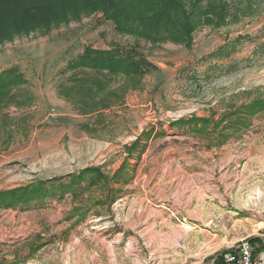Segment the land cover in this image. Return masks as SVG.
Wrapping results in <instances>:
<instances>
[{
	"label": "rangeland",
	"instance_id": "obj_1",
	"mask_svg": "<svg viewBox=\"0 0 264 264\" xmlns=\"http://www.w3.org/2000/svg\"><path fill=\"white\" fill-rule=\"evenodd\" d=\"M242 8L188 44L119 33L101 13L0 44V70L27 78L0 110V190L51 180L42 201L0 207V264H222L244 238L264 264V108L243 107L264 101V0ZM94 43L136 46L155 68L136 89L118 75L94 99L62 91ZM191 116L208 125L170 126ZM87 168L106 184L70 188Z\"/></svg>",
	"mask_w": 264,
	"mask_h": 264
},
{
	"label": "trees",
	"instance_id": "obj_2",
	"mask_svg": "<svg viewBox=\"0 0 264 264\" xmlns=\"http://www.w3.org/2000/svg\"><path fill=\"white\" fill-rule=\"evenodd\" d=\"M253 2L255 0H237L235 3L229 0H0V44L33 32L47 34L61 24L78 21L92 13H101L104 20L113 23L117 32L153 44L167 40L188 44L193 31L200 25H220L226 22V18L233 20L240 14V9L244 11L242 7L248 8ZM153 68L154 64L136 46H112L108 49L85 46L67 63L65 70L71 72L68 78L70 86L62 91L94 99V89L104 88L110 83L111 76L118 75L124 78L128 89H136L143 76ZM26 83V77L17 67L0 71V110L17 101L15 91ZM106 107L107 103L102 102L98 108L86 110L93 112ZM243 107L247 113H255L264 108V101L255 100ZM208 120L191 116L175 120L170 126L187 124L191 129H198L208 125ZM149 135L148 130L143 132L145 140ZM141 141L137 138L129 145L128 154L131 155L130 150H136ZM120 171L121 168L114 176ZM68 177L70 188L82 181L89 186L97 182L106 184L109 179L99 168H87ZM50 181L0 190V207L42 201L44 197L51 196L45 188ZM252 240L257 238L250 239L251 243Z\"/></svg>",
	"mask_w": 264,
	"mask_h": 264
},
{
	"label": "built area",
	"instance_id": "obj_3",
	"mask_svg": "<svg viewBox=\"0 0 264 264\" xmlns=\"http://www.w3.org/2000/svg\"><path fill=\"white\" fill-rule=\"evenodd\" d=\"M222 264H261L254 257L253 246L249 239H241L223 250Z\"/></svg>",
	"mask_w": 264,
	"mask_h": 264
},
{
	"label": "crops",
	"instance_id": "obj_4",
	"mask_svg": "<svg viewBox=\"0 0 264 264\" xmlns=\"http://www.w3.org/2000/svg\"><path fill=\"white\" fill-rule=\"evenodd\" d=\"M93 48H97V49H105V47L103 46V45H97V44H92L91 45ZM37 49H39V50H42L44 53H46V52H48L50 49L49 48H47V46H46V44H39L38 45V48ZM106 49H108V47H106ZM36 51V50H35ZM82 50H80V52H81ZM1 70H3V69H1ZM0 70V71H1ZM66 74V73H65ZM27 79V78H26Z\"/></svg>",
	"mask_w": 264,
	"mask_h": 264
}]
</instances>
